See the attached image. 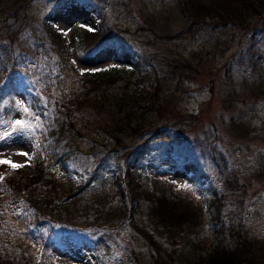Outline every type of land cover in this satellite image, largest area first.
<instances>
[{
	"label": "rangeland",
	"instance_id": "rangeland-1",
	"mask_svg": "<svg viewBox=\"0 0 264 264\" xmlns=\"http://www.w3.org/2000/svg\"><path fill=\"white\" fill-rule=\"evenodd\" d=\"M0 1L7 5L13 0ZM23 1L19 12L12 17L19 29L13 43L16 62L12 93L15 105L9 116L0 120V160L22 165L26 175L35 171L32 157L34 135L38 127L43 126V120L36 110L30 109L24 92L37 95L46 114L55 112L57 98L65 89L52 84L50 79L61 64L74 65L80 71L103 67L118 69L114 80L105 82L102 79L103 86L109 90L126 86L139 91L150 88V81H158L171 98L161 114H155L154 110L145 111L142 107L148 102L140 100L138 114H143L146 126H142L143 133L139 136L135 154L146 150L149 154L146 167L150 174L155 171L165 173L175 187L196 195L203 204L207 201V193L216 191L218 198L211 204L216 212L241 215L243 232L264 240V178H257L255 173L246 177L258 167L256 154L264 149V94L252 95L241 87L238 94L230 95L239 88L247 51L255 47L264 52L263 18L253 19L250 28L231 30V25L221 26L213 21L190 24L178 0ZM6 11L0 9V22ZM96 28L99 29L98 35L92 39L86 31ZM232 35L237 38L233 42ZM133 57L145 72L144 76L138 74V69H131ZM80 76L75 74L78 84L82 83ZM246 105L253 108V126L246 135H239V132L235 133L238 129L230 126L229 118L237 116ZM76 113L77 126H85L83 117L87 119V125L93 126L89 113L81 117L82 113ZM169 118L172 119L166 124ZM18 119L32 127L14 131ZM140 119L134 118L136 122ZM52 121L57 126L56 121ZM163 125L166 129L158 133L147 129ZM215 132L221 134L220 140L214 138ZM78 136L74 141L87 148L88 138ZM126 137V141L132 139ZM216 141L237 168L240 178L238 192L243 195L241 201L235 191L237 188L225 185L210 161L211 144ZM131 158L137 160L136 156ZM195 165H200V171ZM74 166L72 163L68 165L71 173L76 170ZM12 168L0 163V177ZM196 173L202 177V187L194 184ZM60 178L69 179L66 174ZM16 205L18 210L22 209L20 203ZM33 229V233L22 235L28 239L32 237L35 246V237L43 234L53 243L51 250L59 264H92L96 258L101 264H108L114 255V251L102 249L97 257L84 239L90 229L72 225L64 216L60 221L40 220ZM119 230L113 235L120 240L121 246L127 248L130 245L128 227L122 225ZM103 231L109 229L100 230ZM257 263L264 264V254Z\"/></svg>",
	"mask_w": 264,
	"mask_h": 264
},
{
	"label": "trees",
	"instance_id": "trees-1",
	"mask_svg": "<svg viewBox=\"0 0 264 264\" xmlns=\"http://www.w3.org/2000/svg\"><path fill=\"white\" fill-rule=\"evenodd\" d=\"M23 2L13 0L6 5L0 1V9L8 11L0 22V120L9 116L15 105L13 43L19 29L12 17ZM178 3L190 24L213 21L221 26L231 25L233 30L250 28L253 19H264V0H178ZM98 32L99 29L86 31L92 39ZM235 38L232 35V42ZM244 59L248 66H243L239 88L230 95L238 94L241 87L252 95L264 94V52L253 47ZM131 60V69H138V74L144 76L138 60L134 57ZM77 73L81 75V84L76 81ZM116 73L118 69L110 67L80 71L74 65L61 64L50 80L65 92L57 98L58 108L49 114L44 112L37 95L24 92L30 109L42 117L43 126L34 135L35 171L26 175L23 168H12L0 177V264H59L49 239L37 233L34 246L32 237L25 238L22 233H33L40 220L60 221L61 216L72 225L90 229L84 239L97 257L102 249L114 251L108 264H258L264 254V240L243 232L241 215L216 212L211 206L218 198L216 191L208 192L203 204L196 195L175 187L165 173L147 171V151L135 154L142 126H146L143 114H138L139 103L146 100L147 106L142 107L145 111L161 114L171 96L158 81H150V88L139 91L126 86L105 88L104 81L114 80ZM249 108L246 105L237 116L229 118L230 126L238 129L235 133L239 135H246L253 126V108ZM77 111L82 113L80 117L89 113L93 126L87 125L84 117L85 126H77L74 118ZM135 116L141 119L136 122ZM172 118L175 120L174 114ZM163 128L164 125L147 129L158 133ZM215 133L214 138L220 140L221 134ZM126 135L132 137L131 142L124 140ZM77 136L88 138L87 148L74 141ZM211 146L210 161L222 182L238 192L237 168L217 141ZM256 156L258 167L246 174L247 178L252 173L264 178V149ZM170 160L175 163V159ZM70 163L75 164L72 173ZM195 169L200 171V165H195ZM64 174L69 179L62 180ZM201 179L196 173L194 184L202 187ZM238 198L243 200L241 192ZM17 203L22 209H17ZM122 225L129 230L127 248L113 235L120 232ZM103 228L109 231L100 232ZM92 264L101 262L96 258Z\"/></svg>",
	"mask_w": 264,
	"mask_h": 264
},
{
	"label": "snow or ice",
	"instance_id": "snow-or-ice-1",
	"mask_svg": "<svg viewBox=\"0 0 264 264\" xmlns=\"http://www.w3.org/2000/svg\"><path fill=\"white\" fill-rule=\"evenodd\" d=\"M25 111H26V109H25ZM15 125L17 127L14 129V131H24L25 129H28V128L32 127L31 124H25L24 120H19V119L15 121ZM20 154L21 155H25V156L28 155V153H20ZM0 163L9 164L13 168L22 167V165H18V164L12 163L10 160H0ZM185 187H187V186H185Z\"/></svg>",
	"mask_w": 264,
	"mask_h": 264
}]
</instances>
